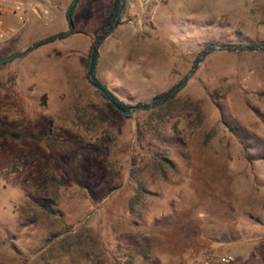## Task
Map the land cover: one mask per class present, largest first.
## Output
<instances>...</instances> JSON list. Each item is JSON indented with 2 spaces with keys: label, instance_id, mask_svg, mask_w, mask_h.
<instances>
[{
  "label": "rangeland",
  "instance_id": "374dc122",
  "mask_svg": "<svg viewBox=\"0 0 264 264\" xmlns=\"http://www.w3.org/2000/svg\"><path fill=\"white\" fill-rule=\"evenodd\" d=\"M50 1L40 20L0 42V58L65 30L69 0ZM111 1L75 3L72 31L85 35L69 38L74 55L107 22ZM143 10L136 30L110 34L122 44L96 51L95 79L130 107L168 92L211 48L264 45V0ZM44 49L0 64V264L220 255L264 264V51L206 54L174 96L198 106L200 121L187 126L179 109L118 113L87 83L85 66L65 72L59 53ZM137 125L152 136L137 141Z\"/></svg>",
  "mask_w": 264,
  "mask_h": 264
},
{
  "label": "water",
  "instance_id": "95a60500",
  "mask_svg": "<svg viewBox=\"0 0 264 264\" xmlns=\"http://www.w3.org/2000/svg\"><path fill=\"white\" fill-rule=\"evenodd\" d=\"M77 0H69L68 4L66 5L65 9L63 10V21L65 24V30L64 31H60L57 32L55 34H52L50 36H47L45 38L39 39L33 43H30L28 46H26L23 50L18 51L16 53L13 54H9L7 56L1 57L0 58V64L11 61L15 58H19L23 55H25L31 48H33L36 44H40L52 39H56V38H61V37H66L68 36L71 31H72V26H71V21H70V12L72 10V8L74 7L75 3ZM124 9V0H119V8L116 14V17L114 18L112 24L106 29V31L104 32V34L93 44V46L90 49V52L88 54V60L86 63V67H85V79L87 81V83L94 89L96 90L98 93H100L101 95H103L104 97L105 94L103 92V90L97 86L96 84H94L91 81V71H92V64H93V55L94 52L96 51L97 47L99 46L100 43H102V41H104V39H106L107 37L110 36V34L113 32L114 28L118 25L119 21H120V15L122 13ZM214 51H224V52H236V51H248V52H258V51H264V45L263 46H257V47H245L244 49L242 48H238V47H217V48H211L209 51H207L206 53H204L203 55H201L194 63L192 69L187 73L185 79H183V81H181L180 83H178L177 85H175L174 87H172L168 92H166L165 94L154 98L152 101L147 102V103H143L140 105H137L135 107H128L127 109H121L119 108L112 100L108 99V103L112 106V108L117 111L118 113L124 115V116H128L131 114V112L133 111H144V110H149L152 107L158 106L164 102H166L168 100V98L171 95H175L185 84L186 80L192 75V73L194 72V70L196 69L198 63L200 62V60L208 53L210 52H214Z\"/></svg>",
  "mask_w": 264,
  "mask_h": 264
},
{
  "label": "crops",
  "instance_id": "0c3cea01",
  "mask_svg": "<svg viewBox=\"0 0 264 264\" xmlns=\"http://www.w3.org/2000/svg\"><path fill=\"white\" fill-rule=\"evenodd\" d=\"M79 0L76 1V3ZM84 2V1H83ZM73 9V8H72ZM146 11L143 10L142 7L139 6L138 4V0H124V9L123 12L121 14L120 17V21L118 23V25L116 26V28L114 29V33L118 32V33H124L126 31H134L136 30V24L139 22L140 23V18L142 14H145ZM138 25V24H137ZM104 26H106V23H104L103 25L100 26V28L98 30H96V32L90 33L87 35V39L85 40V44L83 46V49H81L80 51H78L75 55H74V50L73 49H67V44L69 42V38H72V36L75 34L77 36H84L85 33L82 31H75L72 34L68 35V37H64V39H60L59 40H55L53 42H48L47 44L45 43V45H41L40 48L42 46H45L46 49H44V51H41V55H47L52 53L54 50H56V52H58L59 54L56 55V58L60 61H58V65L59 68L63 69L65 72L69 71H76L78 74L81 72V69L83 68V64H84V60L86 58L87 55V50L89 48V45L91 44L92 40L94 39V37L96 36V34L98 32H100ZM140 26V25H139ZM108 40H113L114 43H123V39L121 37H107L106 39H104V41H102V43H100V45L97 48H100L101 46H103V44H105ZM107 44V43H106ZM112 45H106L105 49L103 50V53L106 52L107 48L111 47ZM97 50V49H96ZM100 58L101 56H97L96 59V63L93 69V76L98 77L97 76V72L100 71L99 68V63L100 62ZM102 69H108V66H104ZM48 75V72L46 73V76ZM251 244V243H250Z\"/></svg>",
  "mask_w": 264,
  "mask_h": 264
},
{
  "label": "built area",
  "instance_id": "2783aa9c",
  "mask_svg": "<svg viewBox=\"0 0 264 264\" xmlns=\"http://www.w3.org/2000/svg\"><path fill=\"white\" fill-rule=\"evenodd\" d=\"M166 1L169 0H138V4L152 11ZM50 3V0H0V42L16 35L19 28L30 20H40L44 7ZM232 261L230 255L192 256L180 264H230Z\"/></svg>",
  "mask_w": 264,
  "mask_h": 264
},
{
  "label": "trees",
  "instance_id": "16d2710c",
  "mask_svg": "<svg viewBox=\"0 0 264 264\" xmlns=\"http://www.w3.org/2000/svg\"><path fill=\"white\" fill-rule=\"evenodd\" d=\"M118 8H119V0H112L111 1V9H110V12H109V15H108V19H107V22H106V26L101 30V32L99 34H97L94 39L92 40L91 44L89 45V48L87 50V55H86V58H85V62H84V66L86 67V63H87V60H88V54L90 52V49L91 47L93 46V44L104 34V32L106 31V29L112 24L114 18L116 17V14H117V11H118ZM71 13V12H70ZM72 34V32L70 33ZM69 34V35H70ZM53 40V39H52ZM52 40H49V41H46V42H43V43H40V44H36L33 48H37L45 43H48V42H51ZM97 51V50H96ZM96 51L94 52V55H93V64H92V71H91V81L96 84L97 86H99L106 97H104L103 95H100L101 98L105 99V100H112L119 108L121 109H127L128 107H130L129 105L119 101L113 94H111L110 92H108L96 79L95 77L93 76V69H94V66H95V60H96V56H97V53ZM175 95H171L168 100L156 107H154L152 110H150V112H152L153 110H158V111H161L163 108H169V110H176V109H179L180 111H182V118L185 120V124L187 126H190L192 125V122L193 121H200V111L198 109V106L197 105H193L191 103H188V104H182L180 105V102L175 99L174 97ZM156 98V97H155ZM144 111H149V110H144ZM195 114L197 115V117L195 116ZM146 134L149 133V130L145 132ZM142 129L137 125V128H136V140L137 141H140L144 136V134ZM149 135H151V133H149ZM152 136V135H151ZM154 157V156H152ZM155 159V158H153ZM139 160V159H138ZM136 161H137V153L133 154L132 157H131V165L132 166H135L136 164ZM154 163V162H152ZM156 166H160L158 165V161H157V165ZM145 167L144 166L143 170H145ZM137 170H140V169H137ZM142 170V171H143ZM138 187H136L138 190H145V187L143 184H137Z\"/></svg>",
  "mask_w": 264,
  "mask_h": 264
}]
</instances>
